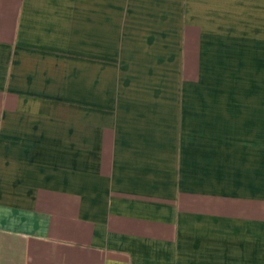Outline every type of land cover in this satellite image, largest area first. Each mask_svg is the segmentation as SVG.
I'll return each instance as SVG.
<instances>
[{
    "label": "crops",
    "instance_id": "1",
    "mask_svg": "<svg viewBox=\"0 0 264 264\" xmlns=\"http://www.w3.org/2000/svg\"><path fill=\"white\" fill-rule=\"evenodd\" d=\"M0 264H264V0H0Z\"/></svg>",
    "mask_w": 264,
    "mask_h": 264
}]
</instances>
